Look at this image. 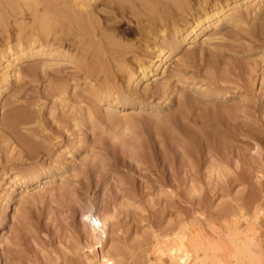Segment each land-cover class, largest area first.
I'll list each match as a JSON object with an SVG mask.
<instances>
[{
  "label": "rangeland",
  "instance_id": "rangeland-1",
  "mask_svg": "<svg viewBox=\"0 0 264 264\" xmlns=\"http://www.w3.org/2000/svg\"><path fill=\"white\" fill-rule=\"evenodd\" d=\"M177 1L141 8V23L99 6L90 39L65 40L55 20L43 34L30 24L34 9L16 15L22 25L12 15L0 28V52L14 49L11 60L0 56V264H87L92 216L106 225L103 249L115 264H153L155 235L186 222L207 229L264 199V0L184 43L144 91L137 66L149 64L162 34L224 0ZM39 44L51 55L12 60L19 46ZM119 91L124 106L101 99ZM10 116L30 149L8 129ZM36 167L53 177L20 194L14 173ZM260 223L263 231L264 216Z\"/></svg>",
  "mask_w": 264,
  "mask_h": 264
},
{
  "label": "bare ground",
  "instance_id": "bare-ground-1",
  "mask_svg": "<svg viewBox=\"0 0 264 264\" xmlns=\"http://www.w3.org/2000/svg\"><path fill=\"white\" fill-rule=\"evenodd\" d=\"M162 1L167 0H0V28L6 29L7 23H10V18L8 19V17L12 15L14 16V23L17 26L22 25L20 21H18L21 16H18V18L16 15H21L22 11L24 10L34 9V12L31 11L32 20L30 24L32 26H36V28L39 27L41 28V30H44L45 33L43 34H48V31L51 28L55 29L52 22V20H55L58 23L57 30L62 34V37L65 38V40L67 36H70L68 38H72L74 40H78L81 38L90 39L97 25V7L101 6V8H105V12L116 9L121 15H125L128 13L136 18L137 23H141V8L145 7L150 12H152L157 9L154 7L156 6L155 4L159 3V5L161 6L163 4ZM174 1L176 2V0ZM256 1L261 3L260 0H229V2H227L226 0L216 1L211 7L204 10V12L200 16L198 15V18H192L188 21H184L181 26H177L176 28H174L171 31L168 39H164L163 34V38L161 37L162 39L160 42H158L157 39L154 38L157 41L154 50L155 55L150 59L149 64H144L145 66L138 65L136 70V79H138L139 81L143 80L142 87H144V91H147L150 86L147 80H149L152 75L157 74V71H161L162 73H164L166 63H170L171 56L184 43H194L196 41L195 39H197L196 37L200 32H204L209 27L215 28L220 16L223 14L225 15V13H227L229 10H239L240 7L245 6L247 3L250 2L251 4V2ZM177 2H179V0ZM39 4H42V9L38 14H36L35 12H38L36 9V5ZM98 9L102 10L100 8ZM111 15L113 16V13ZM231 16V14L228 15V17ZM99 18L98 19L101 20V17ZM155 18H157V16L154 15V19ZM15 24L13 25V27H15ZM99 30L102 31V27ZM1 32L3 31L1 30ZM39 32L41 31L39 30ZM152 33L153 32H151V34ZM107 35H102V38L100 39H103L109 45L113 43L115 45V37H113V35L111 36V34L110 36ZM208 40L209 37L204 39L203 42H208ZM17 41L19 42V38H17ZM34 44L35 42H32L29 47H33ZM16 48L17 47L15 46V50ZM18 48L19 49L15 52V57L12 60L21 61V59H28L39 55H51L50 53L44 52V47L40 44L36 46V50L28 47L20 48V46ZM12 50L14 49H12V47H10V45L8 44V46L5 47L2 52H0V56L7 57L11 60L10 56L12 55ZM50 52L52 53L51 50ZM57 56H59V54H57ZM64 56L66 55H63V57ZM45 67L46 65H43V69ZM161 72L160 74H162ZM131 73L128 72L127 81H129V79L131 80ZM12 76H16V72L11 75V77ZM9 78V74H6L5 77L3 76L2 82L4 83V86L8 84ZM2 87L3 86H0V93L2 91ZM110 93H101V99L105 100L110 107L113 106L114 108L115 106H124L126 104L124 102L125 98L122 91L112 94ZM128 93L134 94L132 93V91L130 92V90L128 91ZM107 109L105 107V110ZM15 121L16 119L13 116H10V118L7 119L8 129L10 130V132L14 133L15 140L17 142L30 149L32 146L31 143L17 133L14 125ZM164 124L168 125L169 123L168 121H165ZM52 177L53 175L50 172L45 171L43 168L36 167L26 172L14 173L13 180H15V182L12 186L13 188L16 187L15 189H21L20 194H22L23 191L28 189L31 184H35L37 182H39V185L47 184L50 182L49 179H51ZM11 187L8 186L7 188H3V198H6V196L9 195V192H11ZM256 197H250L251 199L248 202L238 205L235 209L233 207V209L228 210L225 215L221 216V222L219 221L220 223L218 222V225L209 223L207 225V229H203L201 227L192 226L186 222L177 226L176 229H172V232L169 234H165L164 236L155 235V243L151 251L153 264H264V230L261 231L262 224L260 223L261 218L264 216V208L262 207V200L264 199L260 198L261 202H259V198ZM10 198L6 199L1 205V208H3L1 209L2 213H4L6 208L8 207ZM92 217L93 220H88L90 222L89 233L91 246L89 249L91 254L85 256L86 262L87 264H115V258L109 252L103 249V243L106 237V225L103 222H100L96 217Z\"/></svg>",
  "mask_w": 264,
  "mask_h": 264
}]
</instances>
